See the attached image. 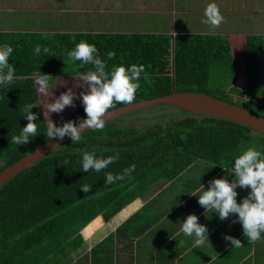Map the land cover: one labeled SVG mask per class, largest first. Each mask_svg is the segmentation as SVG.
I'll return each mask as SVG.
<instances>
[{
  "label": "trees",
  "instance_id": "obj_1",
  "mask_svg": "<svg viewBox=\"0 0 264 264\" xmlns=\"http://www.w3.org/2000/svg\"><path fill=\"white\" fill-rule=\"evenodd\" d=\"M81 40L97 47L108 70L114 65H144L134 101L172 91H190L217 97L264 117L263 103L232 87L236 75L230 45L217 33L43 35L0 31V46L8 44L14 49L10 63L15 68L14 82L7 88L0 86V171L48 141L40 105L31 109L37 114V136L25 145L11 142L12 136L28 123L22 108L29 103L40 104L32 73L80 76L93 70L91 65L82 67L78 61L74 63L79 65L78 70L63 69L67 52ZM36 44L48 47L51 56L43 52L34 55ZM109 51L115 53L112 60L107 59ZM245 56L247 77L264 79V34L246 36ZM119 105L123 104L116 106ZM180 111L179 117L167 115L153 123L139 115H133L127 123L108 120L103 131L85 130L78 143L65 140L3 183L0 264H62L64 260L71 264L73 259L74 264H111L101 254L111 237L105 244L93 245L79 254L85 242L82 230L97 215L112 217L137 196L151 194L160 183H171L176 177L191 173L195 165L205 166L204 173L195 177L200 183L220 167L232 170L234 158L244 149L255 148L264 154V133L229 119ZM80 118H86L82 103L58 126ZM82 149L105 158L118 152L120 159L102 172H84ZM65 160L69 161L67 165ZM132 165L134 171L124 180L104 183L105 172L123 173ZM84 184L92 185L90 192L81 190ZM107 251L110 254L108 246ZM236 259L239 258L235 257L232 264ZM259 264H264V260Z\"/></svg>",
  "mask_w": 264,
  "mask_h": 264
},
{
  "label": "crops",
  "instance_id": "obj_2",
  "mask_svg": "<svg viewBox=\"0 0 264 264\" xmlns=\"http://www.w3.org/2000/svg\"><path fill=\"white\" fill-rule=\"evenodd\" d=\"M211 3L219 7L224 17L218 28L202 22L204 9ZM263 3L264 0H0V31L43 35L73 32L217 33L230 45L238 86L233 84L232 87L247 98L264 104V79L247 77L246 56L244 54L240 63L236 60L237 45L234 47L229 38L244 33L245 53L246 36L264 34ZM241 81L246 82L242 85ZM204 169L205 166L195 165L191 173H184L171 183H160L151 194L137 196L108 219L97 215L82 230L85 242L79 254L89 250L87 243L97 246L105 244L111 237L101 248V254L106 257L104 260L111 264H232L235 257L239 258L235 264H259L264 260V239L249 243L243 235L242 225L238 221L232 223L238 214H231L222 221L211 210L205 213L198 203V196L189 193H202L214 178H227L229 182L234 179L232 170L220 167L198 183L195 177L202 175ZM236 191L240 203L250 189L238 187ZM189 214L197 215L199 223L208 229L209 241L199 248L193 247L194 237L186 236L180 230L181 222ZM225 235L240 239L242 247H232L231 242L224 239ZM62 264L70 263L64 260Z\"/></svg>",
  "mask_w": 264,
  "mask_h": 264
},
{
  "label": "clouds",
  "instance_id": "obj_3",
  "mask_svg": "<svg viewBox=\"0 0 264 264\" xmlns=\"http://www.w3.org/2000/svg\"><path fill=\"white\" fill-rule=\"evenodd\" d=\"M204 24L212 28H218L224 21V17L219 7L215 3L208 4L204 9ZM13 47L8 44L0 46V86L9 87L14 82L15 68L10 63V57L13 54ZM51 56L50 49L36 44L33 54L36 56L41 53ZM115 57L113 51L107 53V59L112 60ZM79 62L83 67L91 65L93 70L82 72L79 79L81 83L76 87L83 86L86 91L79 93L69 88L66 92H61L54 102H50L44 111L48 114L49 124L46 129V136L49 141L54 139L63 140L65 136L70 137L72 143H78L82 140V133L85 130L103 131L106 126V116L110 115V110L117 104H131L137 90L140 87L139 80L141 73H144L143 64H132L130 67L123 65H114L110 70L107 69V63L99 55V51L94 44L81 40L75 47L67 52V60L64 63ZM32 78L38 86L37 91L41 95H47L50 88V81L53 76L33 72ZM55 87V86H54ZM53 88V87H52ZM82 98L86 118H80L79 122L68 120L62 126L56 124L49 118L51 113H62L66 107H75V100ZM39 103L26 104L21 112L28 123L22 127L18 135H13L11 142L15 145L28 144L32 138L37 136V114L31 109L38 107ZM45 116V115H44ZM82 151L81 170L97 173L108 169L119 159V153L105 157H97L95 152L87 150ZM69 161L65 160L64 165ZM215 166V165H214ZM213 166V167H214ZM135 166L132 165L124 169L123 173L113 174L105 172V184H113L116 181H122L126 176L133 172ZM234 179L229 182L227 178H214L208 182L209 187L202 193L189 192L191 195L198 196V203L205 209L216 213L220 220H226L231 214H238L232 223L237 221L242 225L243 235L249 243H255L264 233V154L255 148H247L240 152L234 158L232 168ZM248 188L250 191L242 202H237V188ZM84 193L90 192L92 185L84 184L80 186ZM181 232L189 237H194L193 247L199 248L209 241V234L206 225L199 223V218L195 214L187 215L181 222ZM224 239L230 241L232 247L240 248L243 243L240 239L231 235H225Z\"/></svg>",
  "mask_w": 264,
  "mask_h": 264
},
{
  "label": "water",
  "instance_id": "obj_4",
  "mask_svg": "<svg viewBox=\"0 0 264 264\" xmlns=\"http://www.w3.org/2000/svg\"><path fill=\"white\" fill-rule=\"evenodd\" d=\"M156 104L174 105L180 107L183 111L229 119L264 133V117L217 97L190 91H172L161 96L134 101L131 104L119 105L110 110V115L105 118L106 121L112 120L121 114ZM69 138L65 136L63 140H48L2 169L0 171V186Z\"/></svg>",
  "mask_w": 264,
  "mask_h": 264
},
{
  "label": "rangeland",
  "instance_id": "obj_5",
  "mask_svg": "<svg viewBox=\"0 0 264 264\" xmlns=\"http://www.w3.org/2000/svg\"><path fill=\"white\" fill-rule=\"evenodd\" d=\"M264 5V3H263ZM244 37L245 34L244 33H240V34H236L235 36L230 35V41L232 42V45L236 47L235 50V58L236 60H238V62H242L244 59ZM237 43V44H235ZM238 46L240 48H238ZM67 60V59H66ZM79 69V65L74 64V63H64L63 62V69ZM249 70H251V68L249 67ZM79 75H73L72 74H58L53 76L52 80L50 81V88L48 91L47 95H41L40 93H38V98H39V102L41 104L42 107V111H43V115L44 116V120H45V124L46 126H48L49 124V119L47 112L44 111L47 108V105L50 102H54V98L58 97L60 95L61 92H66L69 88H71L74 92L77 93V96L79 97V93L82 91H86V88L83 86L80 87H76L77 85H79L81 83L80 79H79ZM246 81H241L240 83L243 85ZM236 87L237 86V80L236 83H234ZM55 86V87H54ZM38 86L36 85V88ZM53 87V88H52ZM82 98H77L75 100V107H66L64 109V111L62 113H51L49 118L56 124V126H58L61 122H63L71 113L74 112V110L76 109V107L78 105H80L82 102ZM45 108V109H44ZM181 109H179V107L177 106H171V105H164V104H159V105H153V106H148V107H144L142 109L136 110L135 112H129V113H125L121 116H118L112 120H110L109 122H122V123H127V121L130 120L131 117H133V115H139V116H144L145 121L147 122H151L153 123V121H157L158 119L164 118L167 115H170L171 117H179L181 116ZM109 123H106V126ZM105 126V127H106ZM92 243H87L86 245H88V249L89 247H91ZM86 247V249H87Z\"/></svg>",
  "mask_w": 264,
  "mask_h": 264
}]
</instances>
